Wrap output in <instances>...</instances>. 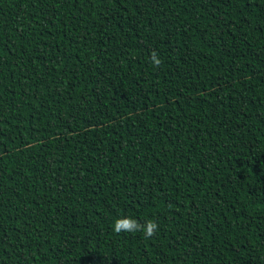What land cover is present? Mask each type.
Returning a JSON list of instances; mask_svg holds the SVG:
<instances>
[{
  "label": "trees",
  "instance_id": "trees-1",
  "mask_svg": "<svg viewBox=\"0 0 264 264\" xmlns=\"http://www.w3.org/2000/svg\"><path fill=\"white\" fill-rule=\"evenodd\" d=\"M0 264H264V0H0Z\"/></svg>",
  "mask_w": 264,
  "mask_h": 264
},
{
  "label": "clouds",
  "instance_id": "clouds-1",
  "mask_svg": "<svg viewBox=\"0 0 264 264\" xmlns=\"http://www.w3.org/2000/svg\"><path fill=\"white\" fill-rule=\"evenodd\" d=\"M152 63L154 66L159 67L161 60L153 54ZM159 229L158 223L154 220H148L144 224H141L138 220L132 217L117 218L113 225V231L117 234L121 232L135 233L142 232L146 238H151L156 234Z\"/></svg>",
  "mask_w": 264,
  "mask_h": 264
}]
</instances>
